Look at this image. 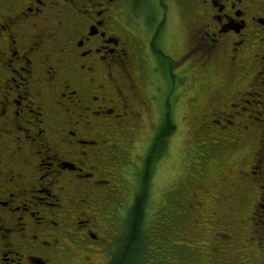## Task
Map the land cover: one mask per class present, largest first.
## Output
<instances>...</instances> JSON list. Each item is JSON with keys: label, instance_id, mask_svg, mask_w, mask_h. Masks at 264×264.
I'll list each match as a JSON object with an SVG mask.
<instances>
[{"label": "flooded vegetation", "instance_id": "flooded-vegetation-1", "mask_svg": "<svg viewBox=\"0 0 264 264\" xmlns=\"http://www.w3.org/2000/svg\"><path fill=\"white\" fill-rule=\"evenodd\" d=\"M144 1L0 0V264H110L133 134L146 118L141 168L191 83L195 135L246 145L239 193L264 212V0Z\"/></svg>", "mask_w": 264, "mask_h": 264}, {"label": "rangeland", "instance_id": "rangeland-1", "mask_svg": "<svg viewBox=\"0 0 264 264\" xmlns=\"http://www.w3.org/2000/svg\"><path fill=\"white\" fill-rule=\"evenodd\" d=\"M144 3L141 13L146 19L152 18V12L159 17L161 10L154 7L153 11L151 7L154 0ZM184 22L171 16L165 31V48L173 51L176 41L182 40ZM216 78L213 75L210 81ZM192 88L191 83V90L187 89L171 107L173 129L161 143L145 185L142 264H261L264 212L252 207L254 201L243 199L240 194L248 188L238 160L246 157L248 150L246 145L236 144L221 153L220 145H213L205 133L195 135V114L191 110L194 103L189 97L197 90ZM202 89L198 91L201 98L208 90ZM204 104L201 100L199 106ZM148 124L143 118L133 134L129 155L133 165L129 163L125 168L127 179L122 181L125 189L134 192L140 189V160L152 139ZM106 166L112 168L114 164L107 162ZM132 172H137L136 176L132 177ZM259 183H252V194ZM124 188L121 204L128 205L131 192L126 193ZM95 259L104 262L101 253Z\"/></svg>", "mask_w": 264, "mask_h": 264}, {"label": "trees", "instance_id": "trees-1", "mask_svg": "<svg viewBox=\"0 0 264 264\" xmlns=\"http://www.w3.org/2000/svg\"><path fill=\"white\" fill-rule=\"evenodd\" d=\"M173 129L170 119H166L152 145L147 151L142 167L140 168V189L124 215L121 225L122 233L119 246L110 264H142L143 233L142 223L145 211V185L148 184L149 172L161 151V143ZM142 172V173H141Z\"/></svg>", "mask_w": 264, "mask_h": 264}]
</instances>
